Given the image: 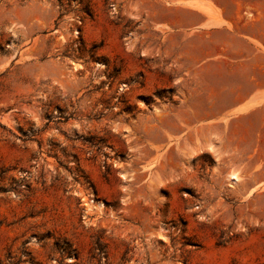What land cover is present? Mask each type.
<instances>
[{"label": "rangeland", "instance_id": "374dc122", "mask_svg": "<svg viewBox=\"0 0 264 264\" xmlns=\"http://www.w3.org/2000/svg\"><path fill=\"white\" fill-rule=\"evenodd\" d=\"M182 1L0 0V264H264V146L153 30Z\"/></svg>", "mask_w": 264, "mask_h": 264}, {"label": "crops", "instance_id": "0c3cea01", "mask_svg": "<svg viewBox=\"0 0 264 264\" xmlns=\"http://www.w3.org/2000/svg\"><path fill=\"white\" fill-rule=\"evenodd\" d=\"M204 1L156 7L153 30L168 37L179 79L191 81L195 95L200 90L210 97L208 105L178 107L209 112L212 125L231 124L237 142L264 146V0H207L221 11L220 17ZM246 4L257 10V19L241 22L238 12ZM246 161L243 175L252 167L250 156Z\"/></svg>", "mask_w": 264, "mask_h": 264}, {"label": "bare ground", "instance_id": "6f19581e", "mask_svg": "<svg viewBox=\"0 0 264 264\" xmlns=\"http://www.w3.org/2000/svg\"><path fill=\"white\" fill-rule=\"evenodd\" d=\"M240 181V178L238 177V174L232 173L229 175V182L232 187L236 186L238 182Z\"/></svg>", "mask_w": 264, "mask_h": 264}]
</instances>
